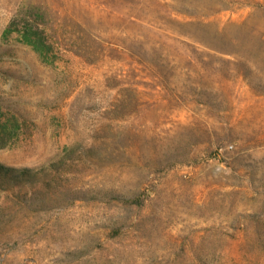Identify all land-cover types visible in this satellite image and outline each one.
Wrapping results in <instances>:
<instances>
[{
	"label": "rangeland",
	"instance_id": "1",
	"mask_svg": "<svg viewBox=\"0 0 264 264\" xmlns=\"http://www.w3.org/2000/svg\"><path fill=\"white\" fill-rule=\"evenodd\" d=\"M0 109V264H264V0H0Z\"/></svg>",
	"mask_w": 264,
	"mask_h": 264
},
{
	"label": "trees",
	"instance_id": "2",
	"mask_svg": "<svg viewBox=\"0 0 264 264\" xmlns=\"http://www.w3.org/2000/svg\"><path fill=\"white\" fill-rule=\"evenodd\" d=\"M7 32H11V29ZM35 34L37 39L29 42L38 50V44L42 43V39L38 31H35ZM20 127L18 119L4 118L0 109V148L8 146L12 140L17 139ZM38 179L40 176L38 177L32 168H14L0 164V188H30L38 184Z\"/></svg>",
	"mask_w": 264,
	"mask_h": 264
}]
</instances>
